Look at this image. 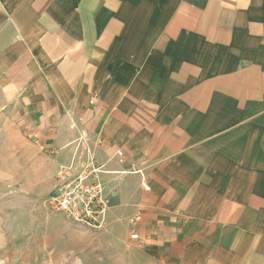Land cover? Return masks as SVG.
Returning <instances> with one entry per match:
<instances>
[{
    "label": "crops",
    "instance_id": "1",
    "mask_svg": "<svg viewBox=\"0 0 264 264\" xmlns=\"http://www.w3.org/2000/svg\"><path fill=\"white\" fill-rule=\"evenodd\" d=\"M11 136L48 193L101 166V232L149 260L264 264V0H0Z\"/></svg>",
    "mask_w": 264,
    "mask_h": 264
},
{
    "label": "rangeland",
    "instance_id": "2",
    "mask_svg": "<svg viewBox=\"0 0 264 264\" xmlns=\"http://www.w3.org/2000/svg\"><path fill=\"white\" fill-rule=\"evenodd\" d=\"M32 156L13 137L0 138V264H159L131 239L118 243L111 228H83L49 210L50 183L31 180L38 166L49 170L48 160L24 164Z\"/></svg>",
    "mask_w": 264,
    "mask_h": 264
},
{
    "label": "built area",
    "instance_id": "3",
    "mask_svg": "<svg viewBox=\"0 0 264 264\" xmlns=\"http://www.w3.org/2000/svg\"><path fill=\"white\" fill-rule=\"evenodd\" d=\"M121 157V152L116 153ZM103 168L94 160L84 164L77 172L70 168L60 167L54 177V185L45 201L49 210L61 213L72 223L95 230L103 231L107 226L109 210V195L105 191L99 176ZM145 190L148 186L143 185ZM136 215L129 220L131 225L138 222ZM130 239L138 240L137 234H131Z\"/></svg>",
    "mask_w": 264,
    "mask_h": 264
}]
</instances>
